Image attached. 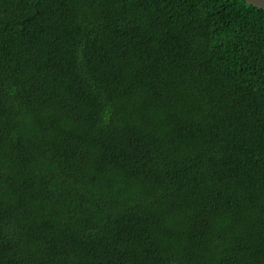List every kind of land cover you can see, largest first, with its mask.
<instances>
[{"label": "trees", "instance_id": "16d2710c", "mask_svg": "<svg viewBox=\"0 0 264 264\" xmlns=\"http://www.w3.org/2000/svg\"><path fill=\"white\" fill-rule=\"evenodd\" d=\"M0 264H264V9L0 0Z\"/></svg>", "mask_w": 264, "mask_h": 264}, {"label": "water", "instance_id": "95a60500", "mask_svg": "<svg viewBox=\"0 0 264 264\" xmlns=\"http://www.w3.org/2000/svg\"><path fill=\"white\" fill-rule=\"evenodd\" d=\"M245 1H247L248 3L254 6L264 9V0H245Z\"/></svg>", "mask_w": 264, "mask_h": 264}]
</instances>
